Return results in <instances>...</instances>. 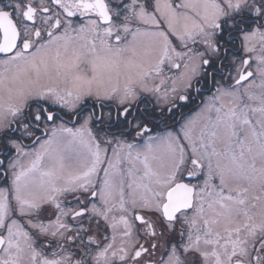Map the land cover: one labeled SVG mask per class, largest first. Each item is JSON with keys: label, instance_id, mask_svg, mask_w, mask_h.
Masks as SVG:
<instances>
[{"label": "snow or ice", "instance_id": "snow-or-ice-1", "mask_svg": "<svg viewBox=\"0 0 264 264\" xmlns=\"http://www.w3.org/2000/svg\"><path fill=\"white\" fill-rule=\"evenodd\" d=\"M0 264H264V0H0Z\"/></svg>", "mask_w": 264, "mask_h": 264}]
</instances>
